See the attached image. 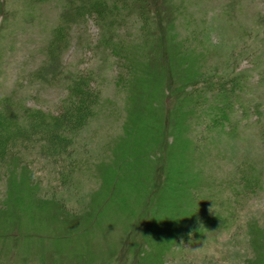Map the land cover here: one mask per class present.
Segmentation results:
<instances>
[{"label": "rangeland", "instance_id": "374dc122", "mask_svg": "<svg viewBox=\"0 0 264 264\" xmlns=\"http://www.w3.org/2000/svg\"><path fill=\"white\" fill-rule=\"evenodd\" d=\"M170 2L176 19L134 65L132 105L96 21L69 27L57 66L93 71L102 104L69 155L36 147L0 159V264H264V0ZM63 4L0 0V98L56 107L63 79L33 72ZM222 84L234 89L228 104ZM218 212L228 228L184 237Z\"/></svg>", "mask_w": 264, "mask_h": 264}, {"label": "trees", "instance_id": "16d2710c", "mask_svg": "<svg viewBox=\"0 0 264 264\" xmlns=\"http://www.w3.org/2000/svg\"><path fill=\"white\" fill-rule=\"evenodd\" d=\"M63 8L59 22L53 28L46 47L43 48L45 61L33 72L35 74L33 77L35 79H38L37 76L44 77V81L48 83H54L61 77L65 93L52 110L19 104L18 99L14 101L13 95L0 98V159L6 154L10 155L13 150L20 153L24 149L36 147L44 156L52 159L69 155L73 152L71 148L77 134L89 124L96 114L97 107L102 104L100 90L92 85L95 81L93 71L86 73L66 71L61 64L58 63L57 66L62 52L68 47L69 27L74 22H83L92 17L99 25L100 47L116 57L120 67L117 82L125 90L133 91L130 97L133 99L130 103L132 105L136 100L134 65L139 55L144 52L148 37L155 36L156 28L162 30L163 26H169L176 19L175 8L170 0H64ZM132 25L137 28L135 33L129 30ZM122 26L128 27L129 38L120 33ZM55 64L56 67L47 70L49 66ZM241 81L242 79L236 80L234 86H241ZM216 87L221 91L218 94L222 93L227 104L230 103L231 92L233 90L234 94V89L231 92L226 91L228 89L223 84L214 88ZM191 94L193 93H187L186 96ZM173 95L174 92H171V95L164 96L163 99L165 124H169L168 112L172 109ZM255 111L259 115L258 121L263 122L264 111L258 108ZM221 115L226 119L229 113L224 112ZM236 126L237 123H232L229 131L225 132L236 134L234 129ZM157 143L159 142L154 139L149 147L156 149ZM161 146L164 147V144ZM231 220L232 216H224L222 212H218L204 222L191 225L182 234L187 239L190 236L205 238L211 233V227L226 229Z\"/></svg>", "mask_w": 264, "mask_h": 264}]
</instances>
